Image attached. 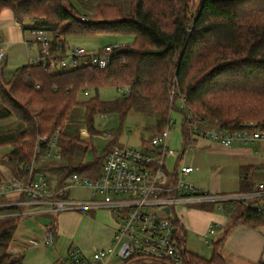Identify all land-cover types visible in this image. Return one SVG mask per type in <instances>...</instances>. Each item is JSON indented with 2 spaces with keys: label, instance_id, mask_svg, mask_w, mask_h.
<instances>
[{
  "label": "trees",
  "instance_id": "trees-1",
  "mask_svg": "<svg viewBox=\"0 0 264 264\" xmlns=\"http://www.w3.org/2000/svg\"><path fill=\"white\" fill-rule=\"evenodd\" d=\"M9 9L23 30L51 34L55 49L64 53L70 37L114 35L130 38L115 50L105 69L91 66L52 71L42 64H27L5 75L0 66V148L12 147L5 165L20 180L48 169L57 174V189L73 174L97 178L112 149L102 155L76 131L67 135L72 110L85 109V124L91 136L99 115H116L121 121L108 135L117 139L130 112L154 119L152 137L160 135L174 112L182 117L180 160L196 140L187 125L205 121L209 127L230 132L264 130V0H0V12ZM62 39V40H61ZM102 88L127 89L125 96L103 101ZM88 91L95 96L80 102ZM185 99L186 109L178 103ZM47 137L42 143L40 139ZM57 137L60 159H47L50 142ZM214 142V141H213ZM150 141L145 140L148 146ZM40 152L37 153V149ZM93 157L86 161L89 151ZM54 165V167H49ZM35 171V172H36ZM49 180V179H48ZM264 181V164L243 167L240 193L254 191ZM49 182H51L49 180ZM232 222L205 259L184 247L180 264H225L221 254L230 232L239 224L264 225V215L252 202L233 204ZM19 206L0 208V264H25L22 254L10 252L21 215ZM177 236L185 246V230L176 220ZM132 258L122 264H143ZM161 264H174L164 261Z\"/></svg>",
  "mask_w": 264,
  "mask_h": 264
},
{
  "label": "built area",
  "instance_id": "built-area-1",
  "mask_svg": "<svg viewBox=\"0 0 264 264\" xmlns=\"http://www.w3.org/2000/svg\"><path fill=\"white\" fill-rule=\"evenodd\" d=\"M29 35L25 41L27 48L38 52V56L31 59L30 63L42 64L52 71H66L82 66L105 69L110 64L114 51L125 46L123 43H114L94 51L84 47L69 49L67 46L62 53L61 49H55L50 33L35 30ZM5 57L6 52L0 45V66ZM178 107L186 109L185 99L178 103ZM174 124L172 115L166 129L160 135L152 137L148 146L139 148L113 146L97 178H84L79 174H73L60 189L52 186L43 173L36 171L35 166L28 167L29 176L26 182L19 181L13 185L17 191L25 193L27 199L2 207L22 208L44 204L49 207V213L74 210L95 213L104 210L109 211L117 219L112 243L108 248L87 256L81 249L72 247L60 264H108L111 259L124 263L132 258H140L145 262L155 261L159 264L164 261L180 264L181 252L185 246L177 236V217L173 213L177 206L259 201L264 199V183L257 185L254 191L235 195H217L194 186L187 181V177L194 169L184 163L186 153L180 160L181 151L177 152L170 146ZM187 125L193 140L202 137L225 147L237 143L264 145V130L244 129L230 132L223 128H210L207 122L194 121L190 117L187 119ZM47 140V137L40 139L42 143ZM56 140L57 137H54L50 142L46 158L60 159ZM39 152L40 148L37 149V153ZM75 188L89 189L92 192L91 198L73 197L70 192ZM3 193L5 191L1 195ZM253 207L257 213L264 215V207L259 205ZM166 209H169V212ZM8 215L11 214L0 217ZM13 215L25 214L19 211ZM215 233L214 229L209 230L210 235ZM55 241L56 233L49 229L44 244L46 247L52 246ZM204 241L209 243L205 239Z\"/></svg>",
  "mask_w": 264,
  "mask_h": 264
},
{
  "label": "crops",
  "instance_id": "crops-1",
  "mask_svg": "<svg viewBox=\"0 0 264 264\" xmlns=\"http://www.w3.org/2000/svg\"><path fill=\"white\" fill-rule=\"evenodd\" d=\"M30 37L29 33L25 32L20 25V23L15 19L14 14L11 10L6 9L0 12V45L6 52V57L4 59V66L6 71H11L8 78L11 76L14 70L19 67L25 66L30 63V60L37 57L35 50L28 49L25 41ZM86 93H90L89 91ZM77 106L75 108H80ZM83 108V107H81ZM75 110V109H74ZM85 112V109L83 108ZM80 113L77 112L73 115L71 122L67 124V129L64 133L67 135L75 133L78 126L76 122L82 118L79 116ZM71 116V115H70ZM110 118H118L116 115H107ZM66 128V127H65ZM116 128V126L114 127ZM88 134V133H87ZM85 134L89 137V135ZM99 137H96V139ZM100 139V138H99ZM84 140V139H83ZM101 140V139H100ZM118 139H113L109 137L107 141L103 140L101 146H97V149L105 150V148L113 147L115 145L124 146L117 141ZM86 141V140H85ZM88 142V140L86 141ZM144 140H142V146L144 145ZM201 145L204 149L214 148L216 151L221 149L222 146L216 142L208 140L206 138L199 137L196 139L195 145ZM109 147V148H110ZM108 148V149H109ZM139 148V147H138ZM0 208L4 205L12 203H20L27 199L25 193L17 191L13 185L16 182H21L16 178L12 170L7 167L4 163L7 160L9 154L13 150L12 147H2L0 148ZM90 154V156H88ZM86 157V161H90L93 157L92 151H89ZM233 155L241 154L242 157L248 159L247 166L257 164L258 158L255 157L252 151H233ZM91 157V159H90ZM47 159H53L47 157ZM247 161V160H246ZM185 163V161H184ZM186 165L192 166L194 173L196 170L204 169V167H194L193 162L191 164L185 163ZM236 168L238 170H236ZM234 171H238V174H234L232 181L235 186L234 189H227L224 181L222 180L221 174H217L214 178L215 173L209 176V181L205 178L192 177L190 182L203 190L212 192L217 195H235L240 193V172L243 167H236ZM49 169L47 167L46 172L43 174L51 181L52 186H57L56 179H52L49 176ZM52 172V171H50ZM191 173V174H192ZM190 174V175H191ZM54 182V183H53ZM3 195L2 192H4ZM72 191L76 193L86 192V197H79L75 194L72 195ZM70 194L79 199L91 198L92 192L86 188H75ZM254 205H259L264 207V199L252 202ZM234 205L232 203H204L195 205H180L175 208L173 213L180 222V225L185 230V248L188 249V238L198 237L199 240L206 245V247L213 250V245L218 242L227 228V226L232 222V209ZM22 219L17 227L13 241L10 245V252L13 254H22L24 256L25 264H60L61 260L66 257L68 252L72 247H77L82 250L87 256L93 255L96 251L108 248L116 230L117 219L109 211H98L92 213H84L82 217V230L92 231L95 230V243L91 245L82 241L79 234H77L71 243L68 245L61 243L59 245L58 241V230L53 227L56 233V241L52 246H45V240L50 226H43L39 222L35 221L38 215L48 214L49 207L46 205H29L23 206L21 208ZM88 214H93L89 216ZM214 229L215 234L210 235L209 230ZM40 234V235H39ZM210 237L211 241L207 238ZM207 240L209 243H205ZM57 242V243H56ZM52 248V249H51ZM208 250H201L195 253L205 259H209L211 253ZM222 257L225 264H264V225L258 228H251L243 224L237 225L230 232L226 238L224 245L221 250ZM108 264H122L121 261L116 259H111ZM147 264V263H143Z\"/></svg>",
  "mask_w": 264,
  "mask_h": 264
},
{
  "label": "rangeland",
  "instance_id": "rangeland-1",
  "mask_svg": "<svg viewBox=\"0 0 264 264\" xmlns=\"http://www.w3.org/2000/svg\"><path fill=\"white\" fill-rule=\"evenodd\" d=\"M201 0H195V9H198L200 6ZM131 39L126 37H118L114 35H98V36H92V37H70L67 39V46L69 49L75 48V47H84L90 51H94L95 49L101 48L106 45L114 44V43H123L128 44L130 43ZM35 53L38 52L35 50ZM11 71H6L5 75L8 78ZM90 93H83L79 95L78 99L80 102H83L85 100H88L89 98L95 96V92L89 91ZM127 89H117V88H102L99 90L98 96L101 100L109 102L114 101L118 99L119 97H123L127 94ZM81 106V105H79ZM83 107V106H81ZM74 108L72 110L69 122H71V119L73 118V115L77 112L80 113L81 120H78L76 122V126H78L77 131L80 133L82 139L84 141L88 140L89 145H92L94 148H96L97 153L99 155H102L105 150L97 149V146H101V144L104 141H107V139L110 137L108 135V131L110 130H117L121 126V121L119 118H110L107 117V115H99L95 118V129L99 132H101V135H94L91 136L87 125L85 124V112L83 111V108ZM173 118L175 121L174 126L171 130L170 135V146L175 149L177 152L181 151L183 148L182 144V117L178 115L177 113L173 114ZM11 123L9 121L7 122H1L0 123V130L6 129L9 127ZM154 125V119L145 117L137 112H130L127 116L126 120L123 124V132L121 135L117 138L119 143L121 145H124L126 147H141L142 140H148L150 141L152 138V134L149 132L150 129ZM116 126V128H114ZM68 126H66L65 129H67ZM76 132V131H75ZM88 133V134H87ZM85 134L89 135L86 136ZM96 137H99L96 139ZM203 144L195 145L191 149H188L186 152V155L183 158V161L185 163L191 164V161L193 162L194 167H204V169H200V171H195L191 175L187 177V181L190 182V179L192 177H199L203 179H207L209 181V176L213 173H215L214 178L217 174H221L222 180L224 181L226 188L229 190H232L235 188L232 181H230L233 178V175L236 173L235 170L236 167H246L248 164V159L241 156V154L233 155V151H252L255 155V157L258 158V163L253 165L255 167H259L264 164V145L260 143L251 144V145H243V144H235L230 147L225 146H219L222 147L218 151H216L214 148L211 149H204L202 148ZM9 147V146H8ZM91 150V149H90ZM1 151V150H0ZM92 151V150H91ZM90 156V154H88ZM91 159V157H90ZM247 160V161H246ZM7 161V160H6ZM172 162V161H171ZM54 167V165L49 166ZM236 170H238L236 168ZM242 170V168H241ZM49 176L52 177V179L57 178V174L54 172L49 171ZM22 182H26L27 179L24 177L20 178ZM54 183V182H53ZM191 183V182H190ZM258 183H264L263 180L258 181ZM72 195L75 194L79 197H86L87 193L79 192L76 193L75 191L71 192ZM85 215L81 211H66V212H59V213H48V214H40L36 218L35 221L39 222L43 226L45 225L50 226V229H53V227H56L58 230V237L60 242L58 241L59 245L61 243L68 245L73 241V238L79 234L82 241H85L87 244H94L95 243V230L92 229V231L82 230V217ZM89 216L93 214H88ZM55 229V228H54ZM53 229V230H54ZM40 235V234H39ZM209 241H211V238H207ZM57 243V242H56ZM52 249V248H51ZM188 249L191 252H200L201 250H208L210 248L206 247L204 243H202L198 237H189L188 238ZM212 256L213 250L210 249L209 251ZM211 256H208V258H211ZM147 264H159L155 261H146Z\"/></svg>",
  "mask_w": 264,
  "mask_h": 264
},
{
  "label": "water",
  "instance_id": "water-1",
  "mask_svg": "<svg viewBox=\"0 0 264 264\" xmlns=\"http://www.w3.org/2000/svg\"><path fill=\"white\" fill-rule=\"evenodd\" d=\"M167 212H169V209H166Z\"/></svg>",
  "mask_w": 264,
  "mask_h": 264
}]
</instances>
